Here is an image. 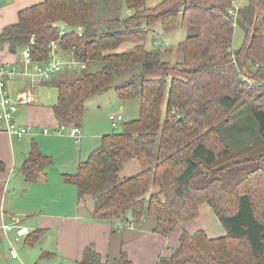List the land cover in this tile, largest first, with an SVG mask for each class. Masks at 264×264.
<instances>
[{"label":"trees","instance_id":"trees-1","mask_svg":"<svg viewBox=\"0 0 264 264\" xmlns=\"http://www.w3.org/2000/svg\"><path fill=\"white\" fill-rule=\"evenodd\" d=\"M236 1L161 0L149 8L146 0H44L0 33V44L15 51L32 41L34 62L46 61L48 45L58 41V50L85 65L43 84L57 92L53 115L65 130L80 128L85 102L108 90L139 102L138 117L102 137L63 178L79 198H93V221L138 228L148 216L165 238L208 205L225 235L184 231L157 264H264V0L237 7L233 24L228 11ZM61 25L67 29L59 36ZM236 26L244 36L233 51ZM177 31L179 61L170 63L163 60L173 52L166 37ZM90 63L100 68L90 73ZM136 67L138 74L114 83ZM133 161L138 173L121 177ZM52 164L32 142L20 173L27 183L44 181ZM35 234L26 236L28 245ZM81 264L131 262L121 252L103 263L87 247Z\"/></svg>","mask_w":264,"mask_h":264},{"label":"crops","instance_id":"crops-1","mask_svg":"<svg viewBox=\"0 0 264 264\" xmlns=\"http://www.w3.org/2000/svg\"><path fill=\"white\" fill-rule=\"evenodd\" d=\"M43 1L0 0V33L6 26L17 22L18 12ZM11 50L8 45L0 44V64L19 62L22 49L14 54ZM65 56L71 58L70 53L58 50V58L64 60ZM97 68L95 66V70ZM80 71L65 70L53 79L63 78L66 72L69 75ZM43 84L28 86L19 79L7 83L10 99L26 97L30 101L27 105H19L13 113L14 123L28 127L30 133L18 140L6 134L3 123H0V163L4 168L0 171V244L7 248L4 256L0 252V264H81L82 253L87 247H92L103 263L112 262L123 252L131 264H157L159 258L170 256L178 247L179 237L184 231H203L211 239L223 237L218 228L221 224L206 204L199 207V218L196 221L176 227L171 236L166 238L153 232L155 223L148 216L144 217L138 228L93 221V198L89 195L79 198L76 188L66 183L63 175L74 174L79 163L98 148L95 141L99 139L100 133L92 131L90 126L94 123L99 127V124L86 120V104L105 92L85 102L83 122L79 128L80 140L77 142L66 131L61 135L54 134L60 127L52 110L57 92ZM109 91H113L118 99L113 89L106 92ZM125 105L119 100L111 107L104 119L106 127L109 125L112 130L115 129L109 120L111 115L121 116L120 122H123ZM138 109L139 106L135 113L131 110L128 115L137 114L138 117ZM44 129L49 133L43 134ZM32 142L37 143L39 151L50 157L53 164L47 169L46 180L27 183L20 171L30 153ZM128 171L135 175L139 168L132 164ZM13 222L27 228L30 238L33 233L39 235L36 244L28 245L26 236L15 240L13 231L2 229ZM16 244H19L20 254L12 258L11 251L15 252Z\"/></svg>","mask_w":264,"mask_h":264},{"label":"built area","instance_id":"built-area-1","mask_svg":"<svg viewBox=\"0 0 264 264\" xmlns=\"http://www.w3.org/2000/svg\"><path fill=\"white\" fill-rule=\"evenodd\" d=\"M236 11L237 6L234 3L232 9L228 11L232 22H235ZM66 29L67 28L64 25L59 26V36L64 35ZM77 31L80 32L81 30L78 29ZM78 36L80 37L81 35L78 34ZM32 44L33 42L30 41L29 45L22 49L18 63L10 65L0 64V123H3V131L6 134L15 137L18 140L26 137L30 132L28 127H20L14 123L13 113L19 105H27L30 101L26 97H19L17 100L10 99L7 91V83L11 80L19 79L20 81L25 82L28 86H32L34 84L48 82L57 74L65 70L77 71L85 69V65L72 56L69 60H62L57 57L58 41H52L48 45L49 57L46 61L34 62L31 59L29 51V46ZM109 120L111 125L115 128L118 122L121 121V116L111 115L109 116ZM64 131L79 142V128L72 127L65 130L61 126L54 132V134L61 135ZM42 132L43 134L49 133L47 129H44ZM2 229L6 232L13 231L15 233V240H19L20 238L27 236L29 233L27 228L19 226L17 222H13L9 226H3ZM11 257H17L14 251H11Z\"/></svg>","mask_w":264,"mask_h":264},{"label":"rangeland","instance_id":"rangeland-1","mask_svg":"<svg viewBox=\"0 0 264 264\" xmlns=\"http://www.w3.org/2000/svg\"><path fill=\"white\" fill-rule=\"evenodd\" d=\"M161 0H146V7H153L154 5L158 4ZM249 0H237L235 2V5L240 8L242 6H245L247 4ZM125 15H128V12H124ZM234 24V22H233ZM243 30L241 29V27L239 26H236L234 28V32H233V38H232V50L235 51L237 49H239V47L242 45V42H243ZM153 39L154 37L151 35V37L149 36V39ZM183 38V32L182 31H177L173 34H171L169 37H166V40L168 41L169 43V47L171 49V51H173L169 56H165L163 57V60H166V61H169L170 63H174L176 61H179V57L177 55H175L174 51H175V46L176 44L178 43V41H180L181 39ZM149 43L147 42V49L149 48ZM128 50V46H125L121 49V51H126ZM68 56H65V59L64 60H69L67 59ZM95 66H98L100 68V65L99 64H96V63H90L88 64L87 66V71L88 72H94L95 71ZM139 72V68L136 67V68H132L131 70H129L128 73H126L125 75L115 79V84L118 85V84H121V83H124L126 80H128V78L133 75V74H138ZM69 72H66V75L63 76L64 77H73V74H69L67 75ZM80 72H77L76 74H78ZM59 79V78H58ZM44 91L48 90V89H43ZM112 90V89H111ZM48 91H51V90H48ZM119 100L116 98V96L114 95V92L113 91H109V92H105V94H103L102 96L100 97H97V98H94L92 99L91 101H89L87 104H86V108L88 109V112H87V115H86V120L87 121H92V122H97L99 124V127H96L94 125V123H92V125L90 126L91 130L94 131V132H97V133H100V137L98 140L95 141L96 143V146L99 148L100 145H101V139L102 137L106 136V135H110L112 133H119L121 130V124L122 123H125V122H128V121H131V120H134L137 118V114H134V116H130L128 115L129 113H131V110L135 113V111H137V106H139V102L137 100L135 101H126V102H123L122 101V104H126L125 105V108L123 110L124 112V120L123 122L121 123H118L117 126L115 127V129L112 130V128H110L109 125H104V119L105 117L108 115L109 113V110L111 109V107L114 105V104H117ZM138 102V103H137ZM131 108H134V109H131ZM101 122V123H100ZM51 134V133H50ZM132 164H136L134 161L133 162H130L129 164L126 165V169L120 174L121 177H128L133 175L131 174V171H128L129 170V166H131ZM86 196V195H84ZM228 205L230 206L231 205V201L228 200ZM209 207V206H208ZM214 214V213H213ZM215 215V214H214ZM204 216V213H202V217ZM216 217V216H215ZM219 230L220 232L222 233L221 236H224V230L223 228L221 227V225H219ZM20 244V243H19ZM19 244H16L14 245V248L16 249L15 252L16 254H20V247H19ZM7 248L0 244V252L2 253V255L4 256L6 254V251Z\"/></svg>","mask_w":264,"mask_h":264},{"label":"water","instance_id":"water-1","mask_svg":"<svg viewBox=\"0 0 264 264\" xmlns=\"http://www.w3.org/2000/svg\"><path fill=\"white\" fill-rule=\"evenodd\" d=\"M80 30V29H79ZM11 52L14 54L15 53V50H11Z\"/></svg>","mask_w":264,"mask_h":264}]
</instances>
